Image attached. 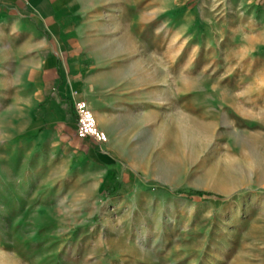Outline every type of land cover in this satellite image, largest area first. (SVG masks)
Returning <instances> with one entry per match:
<instances>
[{
	"label": "rangeland",
	"instance_id": "rangeland-1",
	"mask_svg": "<svg viewBox=\"0 0 264 264\" xmlns=\"http://www.w3.org/2000/svg\"><path fill=\"white\" fill-rule=\"evenodd\" d=\"M222 2L191 0L183 21L152 6L132 29L111 153L128 183L97 195L70 168L36 190L2 167L0 264H264V60Z\"/></svg>",
	"mask_w": 264,
	"mask_h": 264
},
{
	"label": "crops",
	"instance_id": "crops-1",
	"mask_svg": "<svg viewBox=\"0 0 264 264\" xmlns=\"http://www.w3.org/2000/svg\"><path fill=\"white\" fill-rule=\"evenodd\" d=\"M190 1L0 0V170L9 163L36 190L70 168L97 195L115 178L128 183L111 153L127 139L113 126L130 113L132 29L147 26L152 6L183 21L178 12ZM220 1L216 9L234 16L230 28L249 45L243 50L264 60V0ZM76 101L87 104L106 142L76 135Z\"/></svg>",
	"mask_w": 264,
	"mask_h": 264
},
{
	"label": "built area",
	"instance_id": "built-area-1",
	"mask_svg": "<svg viewBox=\"0 0 264 264\" xmlns=\"http://www.w3.org/2000/svg\"><path fill=\"white\" fill-rule=\"evenodd\" d=\"M73 109L77 117L76 135L81 138H90L96 143L106 141L105 134L100 131L95 123L94 116L84 101H76Z\"/></svg>",
	"mask_w": 264,
	"mask_h": 264
},
{
	"label": "trees",
	"instance_id": "trees-1",
	"mask_svg": "<svg viewBox=\"0 0 264 264\" xmlns=\"http://www.w3.org/2000/svg\"><path fill=\"white\" fill-rule=\"evenodd\" d=\"M178 194H181L182 196L186 197V198H192L198 195H203L206 198H210L212 197L211 194L209 193H205V192H198V191H193V190H187L185 192H180Z\"/></svg>",
	"mask_w": 264,
	"mask_h": 264
}]
</instances>
